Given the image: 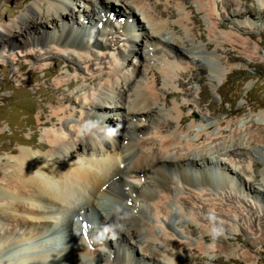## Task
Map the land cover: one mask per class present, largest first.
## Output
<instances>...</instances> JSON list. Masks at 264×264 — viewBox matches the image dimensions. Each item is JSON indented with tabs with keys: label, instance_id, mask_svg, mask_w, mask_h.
<instances>
[{
	"label": "bare ground",
	"instance_id": "bare-ground-1",
	"mask_svg": "<svg viewBox=\"0 0 264 264\" xmlns=\"http://www.w3.org/2000/svg\"><path fill=\"white\" fill-rule=\"evenodd\" d=\"M70 1L42 0L43 3L34 2L24 9L17 4L13 11L22 9L17 19L11 23L0 22L1 57L17 50L26 62H45L40 68L19 63L13 75L18 77L20 72L26 75L20 87L38 81L35 75L38 69L47 77L62 74L65 68L72 70V65H76L78 72L56 81L46 91L37 88L43 101L51 104L47 109L42 107L37 115V126L48 129L41 143L22 141V148L9 150L16 157L0 158V264H120L125 242L131 248L122 257L125 264H144L142 260L151 264L146 253L152 252V246H158L152 255V264L189 263V259L178 261L175 255L193 245L181 240L182 228L189 229L186 234L190 235L197 233V229L187 218L188 212L173 208L174 202L187 205L189 200L205 195L206 186L212 187L214 182L234 185L237 181L240 190L247 189L237 172L236 181L228 176L227 172H232L229 165H225L228 159L213 160L211 152L225 154L234 143L233 152H236L247 136V144L264 152L261 138L264 110L257 114L259 119L250 121L254 122L252 127L259 125L256 131L251 128L243 135V130L235 129L230 140L218 138L219 133L215 134L217 138L209 137L211 143L223 144L220 150L212 151L211 146V150H206V145L205 148L195 146L196 141L205 143L204 130L199 131L194 142L189 139V130L195 125H186L190 116L182 111L191 106L190 100L166 109L173 96L179 98L190 91L192 78L187 77L192 75L195 81H201L199 74H207L204 58L213 63V69L209 70L217 76L213 74L212 80L222 84L237 68L223 70L220 65L224 60L213 54L204 55V50L214 45L205 44L203 33L198 32L202 24L193 14L192 4L198 3L211 21L210 33L217 39L215 46L217 50H226L228 62H243L248 53L261 56L264 40L257 43L260 48L251 46L255 35L244 31L248 38H243L241 25L236 22L237 32L221 33L219 30H226L227 25L216 21L222 9L219 10V0H209L208 6L202 0H165V9L162 0H81L84 2L81 11ZM242 2L250 0L222 2L232 21L242 15L251 18L253 10L249 11ZM171 3L177 11L169 5ZM110 4L122 11L111 9ZM259 15L257 19L264 25V8ZM119 29H123L124 34L116 36ZM97 36L103 38L102 43ZM89 45L106 50L116 46L118 54L100 53L107 54L110 61L103 66L93 64L91 54L87 53ZM44 48L45 52L41 53ZM61 53L76 57L73 62L55 59V55ZM94 55L97 56L95 52ZM129 55L138 58V65L129 60ZM54 60V67L50 68ZM96 65L99 67L94 68ZM124 65L132 66L129 74L122 73ZM150 74L152 77H148ZM64 87L72 91L74 100ZM216 91L221 93V87ZM202 92L198 93L201 106L206 99ZM260 106L262 103L257 102L252 107ZM210 108L213 111L214 107ZM204 121L209 123L204 124L206 130H211L212 122L207 116ZM205 138L208 139L206 135ZM257 141L262 145L257 146ZM258 163L254 160L252 166L257 167ZM246 169L249 171L250 166ZM175 176L179 181H175ZM193 176L199 180L195 182ZM135 181L140 186H135ZM182 189L193 194L180 197L176 192ZM249 192L259 194L251 185ZM113 198L119 201L122 198L127 205L112 207L107 201ZM143 202L150 203L151 210L142 208ZM89 208L96 214H89ZM217 211L224 214L218 208ZM83 222L90 225L87 231ZM159 226L167 229V234L156 235ZM106 229L116 236L115 243ZM23 231L24 237L15 238ZM83 231L87 234L81 236ZM211 235L207 229L202 231L197 250L209 252L206 243ZM226 242L231 244L230 237ZM252 245L244 243L249 251L254 248ZM138 248L147 256L140 257ZM220 248L229 251L230 258H236L237 251L230 246L220 245ZM160 253L175 257L174 263L156 260L155 256Z\"/></svg>",
	"mask_w": 264,
	"mask_h": 264
},
{
	"label": "rangeland",
	"instance_id": "rangeland-1",
	"mask_svg": "<svg viewBox=\"0 0 264 264\" xmlns=\"http://www.w3.org/2000/svg\"><path fill=\"white\" fill-rule=\"evenodd\" d=\"M208 1L209 0H202V2L206 6H208ZM226 1L227 0H219L218 2L219 10L221 8L222 9L219 12L220 17L216 21L217 22L220 21L221 23H225L227 25L226 30L224 31L219 30V31L221 33L222 32L234 33L236 31V26L234 25L235 24L234 22H236L239 25H241L240 27L242 28L243 31H241L240 33L243 36V38H248V35L246 33H243L244 31L247 33L254 34L255 38L251 39L250 45L254 47L256 46V48L258 47L260 48V46L257 43H259L261 40H264V25L260 23L257 18L260 17L259 14L264 8L263 0H250V2H242V4L245 7L249 8V11L253 10L250 13L251 18L249 16L242 15L240 16V19H236L235 21H232L228 17L227 13L222 7L223 4L222 2L225 3ZM34 2L43 3L42 0H30L29 2H24V0H0V22L11 23L15 21L18 15L21 14L22 9H24L27 5ZM70 2L71 3L74 2L73 5L76 4L75 8L77 11H81L83 9L82 7L84 5V2H82L81 0H74V1L71 0ZM161 2L164 3L163 8L165 9L167 7V2L165 0H162ZM17 4H19L22 7V9L13 11V8ZM169 5L173 8V10L177 11V7L174 5V3H171ZM192 6L194 8L193 14L198 16L202 24L201 31L198 32L203 33L202 35L205 38L204 43L206 44L208 42H211L214 45L210 50L208 51L204 50V55L213 54L216 58L220 60H224L222 61V65H220V68L223 70H227L232 66H235L237 68L234 69V71L229 75V78L227 79L226 82H224L225 80L223 79L224 84H222V82L220 83L218 80H212L214 73L211 72L210 70L213 69V63L210 60L204 58L203 66L208 69L207 74H199V77H202L201 81L199 80L195 81L192 75L187 77V78H192L191 84L189 86L190 91L186 92V94L184 93L181 94L179 98L173 96L171 98V105L166 109L169 110L171 109L170 107H173L174 105H181L183 103H186L187 100H190L189 104L191 106H189V108H186L184 111H182V113L190 116L189 120L186 122V125L188 127L195 125L194 128H191L192 130L191 129L189 130L190 132L188 131L190 135L189 139H191L190 140L191 142L195 141V137L197 136V134L201 132L200 130H202V132L204 130V133L202 134H205L206 137H208V139L209 137L217 138L215 136L219 133V135H217L218 138L219 136H221L229 140L230 138L231 139L233 138L234 135L233 133L235 129L243 130L242 131L243 135L247 133V131L245 130L251 128L252 130L256 131L259 125L252 127L254 122H250V121L259 119L258 118L259 116L257 114H259L261 110H264V103H263L264 102V47L261 48V52H262L261 56L260 55L257 56V54L253 55L251 53H248L247 57L245 58V61L243 62L240 60L228 62L226 57V50L225 49L217 50L215 46L216 45L215 42L217 39L213 38L210 33L211 21L207 18L205 12H202L199 9L198 3H193ZM109 7H111V9L116 8L119 11H122V8L114 7V4L113 5L110 4ZM171 19L172 21L176 20V18L175 19L171 18ZM123 34H124L123 29H119L118 34L116 36H121ZM171 34L172 35L175 34L174 37L177 36L176 33L174 32H171ZM140 35L141 33L138 34L139 39H141L142 37ZM97 38L99 39V42L101 41L102 43L103 38L101 36H97ZM125 46L122 47L123 50L125 49L124 48ZM45 49L46 48L40 50V52L44 53ZM36 51H38V49H36ZM124 51L127 54V51L126 50ZM94 52L95 54H97V56L94 55ZM105 52L113 53L114 55L118 54V51L116 50V46L114 47L113 50H110V48L106 50L102 47L101 48L95 46L90 47L89 45L87 49V53L91 54L90 61L92 62V60H94L92 62L93 64L101 63V66H103V64H105L106 62L110 61L109 58H106L107 54L103 56L101 55L102 53ZM18 53L19 52H17L16 50L11 53L6 52L2 57L0 56V158L16 157V155L10 153L9 150L22 148L23 147V145H21L22 141H29V142L33 141L36 143H41V139L44 138L43 136L44 132L45 130L48 129L40 128L37 126V115L41 112L42 107L47 109V107L51 106V104L47 103L46 101H43L42 97L39 95L40 91H38L37 88L41 87L42 91H46L56 81L61 79H68V77L74 76L75 74L78 73L76 71V65H72L73 66L72 70H67L65 68L63 69L62 74L51 77H47L44 71L38 69V71L35 74L38 81L33 83L28 82L25 86L20 87L21 85L19 84H22L23 78L26 77V75L22 74L21 72L17 73L18 77H15L13 75V73L17 72L19 63H27L29 66H35L36 68L38 67L40 68V66L45 62L31 63L32 62L31 60H28V62H26V59L20 57ZM14 55L16 57L15 59H13ZM236 55H238V53ZM55 56H56L55 59L62 60V62H73L72 59L76 57L75 55L68 53H61ZM98 56L99 59L95 60V58ZM17 59H19L20 62H18ZM129 60H131V62L135 66L138 65L139 63L138 58H135L130 55H129ZM54 62L55 60L52 61L51 63L48 62L50 63L49 64L50 68L54 67ZM218 64H220V62H218ZM98 67L99 65L94 66V68H98ZM131 69L132 66L127 67L126 65H124L121 70L122 73L129 74V72H131ZM85 75H87V73H85ZM214 76L217 75L214 74ZM148 77H152V75L150 74L148 75ZM98 81L100 80L98 79L97 82ZM162 81H165V78H162ZM103 82L105 81L101 80V83ZM87 86H88L87 88L89 89L90 85ZM217 87H221V91H220L221 93H218L216 91ZM78 88L80 89V86ZM163 89L168 90V88H163ZM64 91L66 92L67 95L71 94L70 95L71 100L75 99V95L71 93L72 92L71 90H68L66 87H64ZM200 91L202 92L203 95H205L206 98L205 103L204 105L202 104V106L200 105L198 100L199 99L198 93ZM257 102H261L262 106H260V108L259 107L253 108L252 107L253 104L255 103L257 104ZM198 104L200 105V107ZM210 107L212 108L214 107L212 109L213 111H211ZM204 116L208 117V121L210 123L212 122L211 130H206V126L204 124L208 125L209 123L208 122L206 123V121H204ZM176 124L177 123L175 122L173 128L176 126ZM263 131L261 133V138L263 137L264 139ZM205 135H204V139H206L205 140L206 144L204 142L199 144L196 141L194 142L195 146L197 145L196 147L205 148L206 145V150L212 149V151H214L215 149L220 150L222 148L223 144L220 145V141H216V143L214 142L215 144L213 142L211 143L212 139L210 138L208 140L207 138H205ZM246 139L242 143V145L238 146L239 150H237L236 152L235 151L233 152V149H236V146L235 148L233 147L235 143L232 144L230 149L231 151L227 153L225 152V154L219 155V153L211 152L212 154L211 158L213 160L215 159L219 160L220 158H222L224 162L225 159H228V161L226 162L229 163L225 165H227V167L229 165V168H231L232 170V172H227L228 176L232 177L236 181L235 173L237 172L241 177V179L245 181V185L247 187L246 190L242 191V188L240 190L239 189L240 186L237 181L236 183L234 182L235 183L234 185H232L233 184L232 182L226 185L224 184L221 185L220 182L219 183L214 182L212 187L206 186L207 189L209 190V191L207 190L208 192L206 191V193H208V194L205 193L206 196L201 194L199 197H196L198 196L196 194L195 200L193 201L189 200L190 203L187 205H182L181 203L175 204L174 202L175 206H173V208L175 207L176 210L184 209L186 212H188L190 216H188L187 218L193 222L192 224L197 229V233H195L194 235H190L188 233L186 234V232L189 229L187 230L186 228H182V231L184 233L182 232L183 237L181 238V240L183 242H191L193 243V245L187 247L186 250L179 251V253L175 255V257L179 258L178 261L184 262L185 259H189V263H184V264H264V152L263 151L261 152L259 150V147L254 149L255 147L250 145V143L247 144ZM209 142L211 143V145ZM260 145L262 144H259V142L257 141V146ZM247 151L250 152L248 153ZM253 159L259 162L257 167L252 166V161H254ZM247 166H250L251 171L250 170L248 171L246 169ZM175 179H176L175 181H179L180 178L178 176H175ZM192 179H194V181L195 179L196 181L199 180L195 176H193ZM1 180L2 177L0 178V181ZM133 184L135 186L139 185L136 181ZM250 185L256 188L260 195L256 193H255L256 195H252L249 192ZM198 191L199 190H196V192ZM176 193L180 197L182 196L189 197L190 194H193L190 190L187 189L185 190L182 189V191L179 192L177 191ZM115 199L116 198H113L107 202L110 205H112V207L127 205V202L124 199L120 198L121 201ZM141 206L142 208L145 207V209L151 210L150 203L143 202ZM214 206L215 208H213ZM217 208L219 209L220 212L224 213L225 215L219 214ZM92 212L96 214V212H94V209L89 208L88 213L92 214ZM226 213L229 214L230 217L226 215ZM96 218L98 220V217ZM152 221L154 223H157L156 219L152 218ZM79 224L80 222L78 223V225ZM206 229L210 232V234H212L209 237L208 242L206 243V246L209 248V252H201L197 250V246H198V242H200L199 240L201 238L202 231ZM26 232H29L28 229H26ZM24 233L25 232L23 231L19 233V235L17 234L15 238H20L22 235H23L22 237H24ZM106 233H109L110 236L113 235L110 232V229H106ZM155 234L156 235L167 234V229H164L163 227L159 226ZM25 236H28V234ZM228 237H230L231 239L230 245H228L226 242ZM236 238H238L240 242H238ZM111 239L113 243L116 242L115 235H113ZM244 243L249 245L253 244L252 246L254 248H252L251 251H249V249L244 246ZM220 245L226 247L230 246L231 249L236 250L237 251L236 258H230L228 255L229 251L222 250L220 248ZM122 246L125 250L123 256L120 257V264H125L124 259H122V257L124 258L126 256V251L131 248L128 242L123 243ZM150 249L152 252L146 253L150 257L142 254L141 253L142 251L140 249H139L140 250L139 256L140 257H142L143 255L145 257L147 256L148 259H150L149 262H151L152 264L154 252L156 249H158V246H152ZM57 253H60V251H58ZM165 255L166 254L160 253L157 256H155V258L156 260L162 262L174 263L175 257H171V256L168 257L166 255L167 257L166 258ZM68 261L70 262V260H67V263ZM142 262L144 264H147L148 261L142 260ZM98 264H100V262Z\"/></svg>",
	"mask_w": 264,
	"mask_h": 264
}]
</instances>
